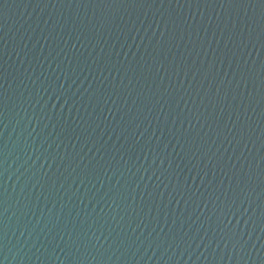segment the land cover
Masks as SVG:
<instances>
[{"label":"water","instance_id":"95a60500","mask_svg":"<svg viewBox=\"0 0 264 264\" xmlns=\"http://www.w3.org/2000/svg\"><path fill=\"white\" fill-rule=\"evenodd\" d=\"M0 264H264V0H0Z\"/></svg>","mask_w":264,"mask_h":264}]
</instances>
